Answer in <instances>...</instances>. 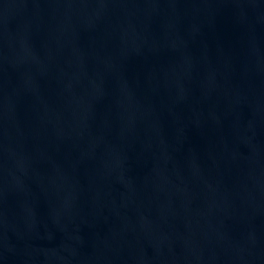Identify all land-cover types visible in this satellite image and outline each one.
I'll return each instance as SVG.
<instances>
[{
    "label": "water",
    "instance_id": "1",
    "mask_svg": "<svg viewBox=\"0 0 264 264\" xmlns=\"http://www.w3.org/2000/svg\"><path fill=\"white\" fill-rule=\"evenodd\" d=\"M0 264H264V0H0Z\"/></svg>",
    "mask_w": 264,
    "mask_h": 264
}]
</instances>
